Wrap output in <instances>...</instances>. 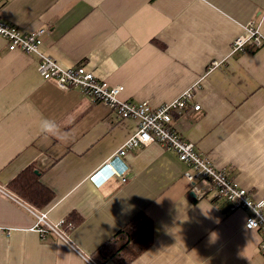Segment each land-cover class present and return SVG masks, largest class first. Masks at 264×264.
<instances>
[{
	"label": "crops",
	"instance_id": "0c3cea01",
	"mask_svg": "<svg viewBox=\"0 0 264 264\" xmlns=\"http://www.w3.org/2000/svg\"><path fill=\"white\" fill-rule=\"evenodd\" d=\"M0 19L24 32L47 28L45 55L86 65L134 102H171L200 82L202 108L174 117L179 134L264 200V44L231 53L250 21L264 40V0H0ZM37 60L0 38V186L15 194L9 182L34 165L55 194L39 210L52 223L72 213L82 221L64 227L68 240L43 238L30 231L35 218L0 192V228L11 232L0 231V264H117L102 251L141 212L154 222V240L130 264H264L262 236L245 228L246 213L212 193L198 199L174 152L132 150L114 164L127 181L115 176L96 188L89 177L137 123L43 80ZM213 60L221 64L211 69ZM44 120L55 123L52 132L42 131Z\"/></svg>",
	"mask_w": 264,
	"mask_h": 264
},
{
	"label": "built area",
	"instance_id": "2783aa9c",
	"mask_svg": "<svg viewBox=\"0 0 264 264\" xmlns=\"http://www.w3.org/2000/svg\"><path fill=\"white\" fill-rule=\"evenodd\" d=\"M47 33V28L24 32L0 19V38L7 42L8 50L37 56L36 69L43 80L54 81L60 90L78 89L84 96L115 110L121 120H135L137 123L136 132L123 144L113 160L107 161L95 170L89 181L96 188L105 185L115 176L126 182L127 169L119 170L114 164L132 150L158 145L174 152L186 165L184 178L190 183L192 193L198 199H204L212 193L215 198L228 201L232 212L246 213L245 228L260 232L262 236L260 249L264 250V200L253 199L248 190L229 178L224 170L217 168L205 154L197 151L194 143L184 140L175 126V116H183L188 110L195 112L201 110V105L196 103V90L200 88V82L171 102L156 106L149 101L134 102L122 97L123 86L111 85L107 80L98 78L86 65L64 67L45 55L42 47ZM263 44L264 40L259 30L255 23L250 21L245 27V33L233 41L231 53H245L249 51L248 48L256 49ZM220 64V61L213 60L210 68L218 67ZM0 192L21 204L35 218V225L30 231L36 232L43 238L48 233L54 232L68 240L64 220L52 223L46 212L18 198L6 188L0 186ZM0 231L9 235L11 233L2 228Z\"/></svg>",
	"mask_w": 264,
	"mask_h": 264
},
{
	"label": "trees",
	"instance_id": "16d2710c",
	"mask_svg": "<svg viewBox=\"0 0 264 264\" xmlns=\"http://www.w3.org/2000/svg\"><path fill=\"white\" fill-rule=\"evenodd\" d=\"M40 179L41 172L36 170V166L31 165L9 182L8 189L35 208L43 209L55 198V194L44 186ZM81 221V217L72 213L65 220L64 227L73 229ZM153 240L154 222L145 212H141L105 246L102 252L107 254L110 251L112 256L118 258L117 264H130L152 246Z\"/></svg>",
	"mask_w": 264,
	"mask_h": 264
},
{
	"label": "clouds",
	"instance_id": "9594fccd",
	"mask_svg": "<svg viewBox=\"0 0 264 264\" xmlns=\"http://www.w3.org/2000/svg\"><path fill=\"white\" fill-rule=\"evenodd\" d=\"M42 131L52 132L55 128V123L53 121L44 120L41 125Z\"/></svg>",
	"mask_w": 264,
	"mask_h": 264
}]
</instances>
